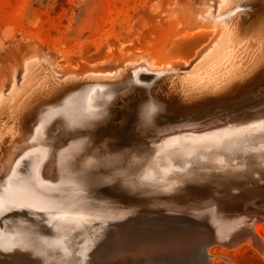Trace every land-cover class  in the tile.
Instances as JSON below:
<instances>
[{"label": "bare ground", "instance_id": "6f19581e", "mask_svg": "<svg viewBox=\"0 0 264 264\" xmlns=\"http://www.w3.org/2000/svg\"><path fill=\"white\" fill-rule=\"evenodd\" d=\"M214 10L202 5L172 22L176 42L209 32L185 74L172 70L191 58L156 48L131 55L119 47L97 71L62 78L47 60L23 62L19 83L0 95V211L11 215H0V250L28 246L23 256L32 262L93 264L86 257L94 260L106 218L135 224L137 214L105 208L114 198L145 208L140 221L152 213L207 227L202 264H214V245H248L264 257V214L255 208L264 205V0H223ZM206 203L221 211L219 221L202 211L164 215ZM139 254L133 264H170Z\"/></svg>", "mask_w": 264, "mask_h": 264}, {"label": "rangeland", "instance_id": "374dc122", "mask_svg": "<svg viewBox=\"0 0 264 264\" xmlns=\"http://www.w3.org/2000/svg\"><path fill=\"white\" fill-rule=\"evenodd\" d=\"M174 1L0 0V95L9 92L12 86L19 83L25 61L32 58L39 59V61L47 60V62L43 61L50 67L54 66L52 70L59 75L58 77L62 78L67 72L71 73V75H77L80 72L79 74L81 75L90 73L93 70L97 71L95 66L109 60L111 54H119V47L124 48L129 53L131 52V55L138 54L143 49L156 48L170 56H174L177 53L175 57L178 56L185 60L191 58L186 66H179L178 69L172 70L175 75H178V73L185 74L196 62L197 53L202 50L204 45L209 44L210 37H208L209 32L206 31L176 42L174 38L176 26L172 23L175 20L174 18H182V14L187 16L189 12L188 16L194 15L202 5L215 11L214 9L223 0H199L202 3L195 2L193 4L195 8L183 7L185 0H176V5ZM180 5L185 9L183 10ZM178 6L180 8H177ZM172 8L176 11L171 10ZM198 17L204 18V15L199 12ZM209 31H212V29ZM221 32H224V28H221ZM216 42L214 41L213 43ZM198 43L203 46L197 48ZM186 45L189 47L192 45V49L187 47L189 51L184 50ZM115 49L116 51H113ZM196 49L198 51L196 53L193 52ZM181 52H184V54H181ZM246 57L241 54V58L237 59L235 63H240ZM19 63H22L23 66ZM102 69L105 70V65L99 68V70ZM5 212L9 214V211H0V215L2 216ZM151 217L153 219H148ZM154 217L155 215L153 214L150 217L143 218L146 220L142 222L155 223L153 233L158 234L156 238L166 236L167 232H169L167 228H170V225L175 228L174 224H164L159 220L160 218L155 217L156 219H154ZM166 226L167 228L165 229ZM262 235L264 237V234ZM111 238L112 236L106 233L103 244L99 248L101 253L97 252L98 256L95 255V257L99 258L95 259V257H92L94 258V260L92 259L93 264H95L94 262L96 264H109L110 260L112 264H133V262H139L145 258L144 254H139L140 251L149 253V257H155L154 260H164L170 264H202L201 248L199 247L201 240L188 244L187 247L185 246L180 251L168 246L167 238L164 241L161 240V243L154 245H149L146 242L148 238L142 239L143 237L133 242H128V240L122 242ZM12 242L15 244L16 241L12 240ZM106 242L109 243V246ZM26 248L29 249L28 246H9L7 249L6 247H1L0 264L46 263L47 260L38 263L25 258L23 253ZM109 253L112 255L111 258L108 255ZM210 253L214 256V264H229L226 260L233 264H264V257L256 249L248 245H242L232 250L220 245H214L211 247ZM103 254L105 257L106 255L108 256L105 258L101 256ZM131 258L134 260H131ZM105 260L108 261L105 262ZM53 264L59 263L55 262Z\"/></svg>", "mask_w": 264, "mask_h": 264}, {"label": "water", "instance_id": "95a60500", "mask_svg": "<svg viewBox=\"0 0 264 264\" xmlns=\"http://www.w3.org/2000/svg\"><path fill=\"white\" fill-rule=\"evenodd\" d=\"M113 88H116V87H113ZM90 89H92V88H89V91L86 92L87 95H86V93L83 95V99H85L86 96H87V99H88V97L90 95V92H91ZM99 90H100V88L97 87L95 91H99ZM102 90L106 91L107 88H104ZM82 103H85V102L83 101ZM138 121L139 122H138L137 125H143L142 121L140 119ZM204 129H206V128H204ZM259 202H260V200H258L257 203H259ZM108 203H110V204H108ZM104 204H105V208L106 209H107L106 206L111 205V206H113L114 210L123 211L122 213H124L126 218L132 216L133 214H137V217L134 218L135 224H133L131 226H124V227H120V225L122 223L131 221V219H113V218L112 219H107L106 218L104 239H105V235L107 233L110 236H112L111 239H113V240L116 239L117 241H122V242H125L126 240H128V242H133V241H136L137 239L140 240L139 239L140 238L139 235L142 234L141 236L149 235V236H145V237L142 238V239H145V238L147 239L148 238V240H146V242L149 245H154V244H157V243H161V240L164 241L167 238L166 241L168 242L167 244L170 247H173V245H172L173 241H181V242L185 243V246H186L188 244H193L194 241H196V240H201L199 247L201 248L202 258L204 257L203 255L205 254V249H206L205 246H207L208 244H210L212 242V241L208 242L207 241L208 239L206 240V238H208V237H206V235H201V233L203 231L209 233L208 229H206L207 227H205L203 225L196 226V225H194V223L186 221V220L185 221H177V220L165 221L163 218L159 219V220H161V222H163L164 224L165 223H169L168 225L174 224L175 228L171 229V228H167V226H166L165 229L167 228V231H169V232H167L166 236H162V238H156V237H158V234H154L153 233L154 232V228H155L153 226L155 225V223H153V224L149 223L148 224L146 222H142V221L139 220L140 219L139 213L143 212L145 208L136 207L134 205H127L125 203L119 202V200L114 199V198L105 199V203ZM212 204H214V203H212ZM255 208L258 211L262 212V214H264V205L262 206V205L259 204ZM190 210L192 211L191 213H185V212L179 211V210H177V211H166L167 213H164V215H167V216L169 215V216H173V217H186V219H187V216H190V215H193V216L195 215L196 216L199 213V212H197V214H196V213H194V211H202L201 214H205L204 216L209 218V215H210V217H214V219L219 221V217L220 216L218 217V214H219V212H221L220 210H218L215 207V205H210L209 203H206L205 205H199L198 208H196V209H192L191 208ZM120 211L118 213H120ZM144 212H146V211H144ZM188 212H190V211H188ZM205 212H207V214ZM152 215H153L152 213H148L145 216H149L150 217ZM154 215H156V214H154ZM157 215H160V214H157ZM197 216H199V215H197ZM149 219L151 220V218H149ZM113 220H117V221H113ZM152 221L154 222V220H152ZM112 222H114L113 224L116 227L113 228L111 226V225H113V224H111ZM96 224L97 223H94V225H96ZM149 228H153V229L149 230ZM160 229H162V228H160ZM199 229H201V230H199ZM147 230H149V231H147ZM173 231H175V232H173ZM170 232H173V233H170ZM208 235H210V234H208ZM103 241L101 242V245L103 244ZM95 248L96 247L94 246L93 250H96L95 253L93 252V250L92 251L90 250V251L87 252L86 256L88 255V253H90V254L94 253L93 255H96L97 252H99L98 251L99 248H96V249ZM86 259L88 261L92 260L89 257H86ZM37 261L39 262V259H37Z\"/></svg>", "mask_w": 264, "mask_h": 264}]
</instances>
